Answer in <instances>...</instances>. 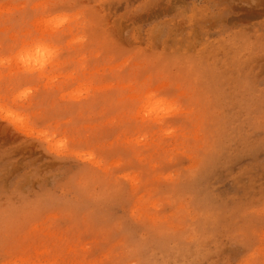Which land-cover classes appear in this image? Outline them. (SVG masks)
I'll return each instance as SVG.
<instances>
[{
	"label": "rangeland",
	"instance_id": "rangeland-1",
	"mask_svg": "<svg viewBox=\"0 0 264 264\" xmlns=\"http://www.w3.org/2000/svg\"><path fill=\"white\" fill-rule=\"evenodd\" d=\"M0 264H264V0H0Z\"/></svg>",
	"mask_w": 264,
	"mask_h": 264
}]
</instances>
